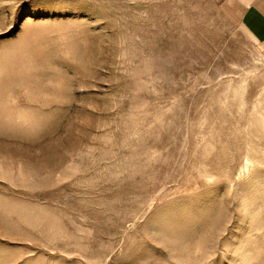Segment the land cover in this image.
Listing matches in <instances>:
<instances>
[{"label":"rangeland","instance_id":"obj_1","mask_svg":"<svg viewBox=\"0 0 264 264\" xmlns=\"http://www.w3.org/2000/svg\"><path fill=\"white\" fill-rule=\"evenodd\" d=\"M249 1L0 0V264H264Z\"/></svg>","mask_w":264,"mask_h":264},{"label":"crops","instance_id":"obj_2","mask_svg":"<svg viewBox=\"0 0 264 264\" xmlns=\"http://www.w3.org/2000/svg\"><path fill=\"white\" fill-rule=\"evenodd\" d=\"M240 23L255 43L264 44V0L245 3L240 13Z\"/></svg>","mask_w":264,"mask_h":264},{"label":"bare ground","instance_id":"obj_3","mask_svg":"<svg viewBox=\"0 0 264 264\" xmlns=\"http://www.w3.org/2000/svg\"><path fill=\"white\" fill-rule=\"evenodd\" d=\"M247 33H249V32H247ZM251 34V33H250ZM257 35V34H256ZM255 42V41H254ZM240 94V93H239Z\"/></svg>","mask_w":264,"mask_h":264}]
</instances>
